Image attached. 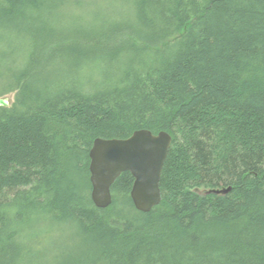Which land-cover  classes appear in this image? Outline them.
I'll use <instances>...</instances> for the list:
<instances>
[{"label": "trees", "instance_id": "obj_1", "mask_svg": "<svg viewBox=\"0 0 264 264\" xmlns=\"http://www.w3.org/2000/svg\"><path fill=\"white\" fill-rule=\"evenodd\" d=\"M70 1L0 0V39L26 45L0 52V264H264V0H121L81 24ZM140 129L173 137L160 204L139 211L125 171L97 207L94 141Z\"/></svg>", "mask_w": 264, "mask_h": 264}, {"label": "water", "instance_id": "obj_2", "mask_svg": "<svg viewBox=\"0 0 264 264\" xmlns=\"http://www.w3.org/2000/svg\"><path fill=\"white\" fill-rule=\"evenodd\" d=\"M8 105L7 98H0V106ZM172 142L169 132L155 134L148 129L137 130L127 138L96 139L90 151L91 195L95 205L107 208L112 204V186L125 171L134 177L131 197L139 211L149 212L160 204V182Z\"/></svg>", "mask_w": 264, "mask_h": 264}, {"label": "rangeland", "instance_id": "obj_3", "mask_svg": "<svg viewBox=\"0 0 264 264\" xmlns=\"http://www.w3.org/2000/svg\"><path fill=\"white\" fill-rule=\"evenodd\" d=\"M117 4L120 5L123 4V2L121 0H71L70 3H67V5L65 6L64 12L67 13L68 16H76L78 19L80 18L78 20V23L81 24L91 21L94 16L92 14L95 12L102 15V12L107 10L106 13L108 14V12H110L109 10H113V8L118 7ZM12 37L13 36H10L5 40L0 39V52H3L4 50L8 51L7 55H10L8 56V59L10 62H13L14 65V63L16 64L20 59H22L26 45H19V43H17L16 40L12 39ZM7 64H9L8 61ZM0 98H7L11 104L15 99V92L5 94L3 96H0ZM200 191L203 192V190ZM64 234L65 233L61 230H55L52 233V238L56 237V239H62ZM59 242L62 243L61 240H59L58 243ZM60 243L58 248L63 247V244ZM36 246V251L40 254V256L38 257L39 260L43 258L46 262L51 261L52 258H55L54 256L57 253L55 250L57 248L54 247H57L58 244L55 243V241L53 242L49 237L42 236L41 238H38ZM47 251L49 252V255L47 258H44L46 257V255L44 254Z\"/></svg>", "mask_w": 264, "mask_h": 264}, {"label": "bare ground", "instance_id": "obj_4", "mask_svg": "<svg viewBox=\"0 0 264 264\" xmlns=\"http://www.w3.org/2000/svg\"><path fill=\"white\" fill-rule=\"evenodd\" d=\"M9 106V105H8ZM1 107V106H0ZM172 136V135H171ZM99 138H102V137H99ZM173 138V137H172ZM98 139V138H97ZM104 139H108V138H104ZM94 143H95V141H94ZM94 146V145H93ZM92 149V148H91ZM91 151V150H90ZM203 192H204V190H203ZM92 194V193H91Z\"/></svg>", "mask_w": 264, "mask_h": 264}]
</instances>
